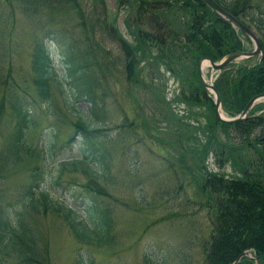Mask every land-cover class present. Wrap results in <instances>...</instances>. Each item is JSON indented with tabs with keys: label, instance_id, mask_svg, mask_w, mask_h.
Returning a JSON list of instances; mask_svg holds the SVG:
<instances>
[{
	"label": "rangeland",
	"instance_id": "374dc122",
	"mask_svg": "<svg viewBox=\"0 0 264 264\" xmlns=\"http://www.w3.org/2000/svg\"><path fill=\"white\" fill-rule=\"evenodd\" d=\"M103 1L106 24L112 23L122 37L134 44L139 0ZM79 2L86 20H94L95 1ZM0 3L3 13L0 17V29L3 32L0 42L4 44L3 51L1 48L0 51L5 53L3 70L0 72V202L19 210L23 220L36 232L39 264H76L78 254L90 255L93 264H143L144 251L158 258L168 256V261L176 252H186L195 264H202V246L210 234V222L215 214H212L213 200L206 195L208 190H200L199 186L208 169L227 176L240 175L237 166L224 153V146L220 145L221 142L232 141L236 145L239 142L229 130L226 136L219 129L212 99L211 104L200 91L193 74L196 63L188 55L189 52L182 50L184 57L180 58L171 55V58L174 57L169 63L171 66L167 63V56L158 55L157 61L139 56L135 71L146 84L147 87H144L124 79L119 61L122 52L117 42L106 34L93 33L91 42L94 48L99 46L107 49L109 54L117 55L118 62L114 70L106 72V81L103 72H95L96 80L103 88L106 83L109 94L105 98L104 114L101 112L104 118L90 122L89 127H97L107 134L111 132L117 138L105 142L110 164L109 177L98 179L106 193L99 196L104 198L113 217L111 238L101 244L86 243L74 236L62 214L51 207H47L44 212L34 208L28 202V194L23 188L30 182L31 185L36 183L35 188L38 189L51 187L48 176L57 173L59 159L78 154L77 122L85 115L88 103L70 97L67 80L61 74V46L57 40H50L47 38L49 34L44 33L48 8L43 4V8L36 13L33 4H28L27 10H21L18 7L20 4L16 2L17 8L13 14L8 4L3 0ZM53 10L57 14V9ZM62 10L58 15L59 24L54 27L63 28L66 39L74 35L80 37L81 29L76 25L74 10L68 7ZM160 11L165 14L164 10ZM168 15L179 22L185 17L181 11ZM250 26L254 31L255 26ZM143 27L147 28L145 24ZM180 29L183 28L180 26ZM41 35L47 38L53 60V72H50L47 82V100L33 81L34 71L30 62L33 40L35 36ZM240 36L244 46L242 50H251L252 40L244 33H240ZM142 44L147 48L151 45L147 40ZM257 59L255 55L237 58L232 62L252 63ZM228 67L229 64H226L214 70L207 65L203 73L207 79L212 75L213 80L217 73ZM13 87L20 94L11 93ZM194 98L200 99L196 101ZM15 100L28 108L32 123L26 130L28 147L21 149L12 160L11 153L5 150V143L16 119L12 109ZM118 105L121 110L117 108ZM141 112L143 115L139 116ZM223 113L229 116L227 112ZM124 115L128 119H135L136 125L121 126L124 124ZM178 116H182V119L179 120ZM49 129L52 133L48 132ZM128 130L133 131L134 136L128 137ZM174 138L177 139V146L164 143ZM183 143L185 146H182ZM184 147L185 150H179ZM239 152L242 156L238 162L250 157L247 148H240ZM44 157L48 162L42 176L40 164L44 162ZM88 178L89 174L82 170L65 168L51 188H56L60 199L81 207L88 196L82 183ZM179 180L184 185H179ZM244 225L253 234L264 231V227L261 231H255V226H248V223ZM239 237L233 235L234 240ZM13 257L18 256L9 255L4 258L3 264H18Z\"/></svg>",
	"mask_w": 264,
	"mask_h": 264
},
{
	"label": "trees",
	"instance_id": "16d2710c",
	"mask_svg": "<svg viewBox=\"0 0 264 264\" xmlns=\"http://www.w3.org/2000/svg\"><path fill=\"white\" fill-rule=\"evenodd\" d=\"M3 1L11 7L12 11L17 8L16 2L20 4L18 7L21 10H27L28 4H33V11L36 13L43 8V4L48 8L47 26H45L44 33L49 34L47 38L50 40H57L61 46V62L63 64L61 74L67 80L70 97L76 101L85 100L88 103L85 115L77 122L79 134H77L76 143H78L80 151L71 158L61 157L57 162V173L54 176H48L49 185L52 187L54 183H57V178L65 168L72 171L82 170L89 174V178L82 183L88 192L83 205L78 207V205L60 199L56 188H35L36 183L31 185L30 182L24 186L23 191L27 192V200L34 208L44 212L47 207H51L62 214L74 236L78 239L90 244L104 243L111 238L113 217L110 215L104 198L99 196L106 195V193L98 179L99 177L102 179L109 177L110 164L105 142L106 140L115 141L117 135H112L111 132L107 134L106 131H101L97 127L90 128L89 125L92 121H100V118H104L103 115L101 116V112L104 114L105 98L109 94L106 83L107 90L105 92V88L96 80L95 72H103L104 81H106V72L114 70L118 61L117 55L109 54L107 49L99 46L94 48L91 42L93 33L97 31L115 40L122 52L119 61L122 64L121 70L124 79L147 87L135 71V65L140 60L139 56H145L146 59L155 61H157L158 55L167 56V63L171 64L175 56L184 57L182 50H187L188 55L196 64L199 58L204 56L218 60L231 50L244 49L240 36L242 31L234 28L227 19L201 0H139L136 10L138 18H135L134 38L136 42L132 44L121 36L112 23L106 24L104 18L106 8L103 0H94V20L91 21L86 20L82 15L84 10L79 0ZM215 1L250 28V24H253L261 44L262 52L259 59L252 63L239 64H234L231 61L228 63L230 67L221 70L213 80L219 92L223 110L229 115H235V113L241 112L254 94L264 92V0ZM67 7L74 10L77 19L76 25L81 29L80 37L74 35L70 38L68 36L66 39L67 35L64 33V29L54 27L59 24V11H63L62 8ZM53 8L57 9V14ZM161 9L165 11V14L160 11ZM176 11L184 13L183 21L170 19L168 14ZM2 15L0 10V17ZM246 18L250 20H246ZM51 22L53 25H50ZM144 24L147 28L143 27ZM180 26L183 28L182 30ZM44 36H35L30 62L34 71L33 81L47 100V82L52 71L53 60L49 44L46 41L47 38ZM2 38L3 32L0 29V40ZM144 40L151 43L149 48L142 44ZM3 46L4 44L0 42L2 51ZM138 51L140 52L138 53ZM171 55L174 57L171 58ZM4 58L5 53L0 51V69ZM170 64L169 66H171ZM118 71L120 70L118 69ZM194 71L193 74L203 97L211 103V96L202 86L197 69ZM11 93L20 94L16 87H13ZM199 99L194 98L193 100ZM212 103L215 109L213 99ZM12 107L16 119L6 138L5 150L11 153L10 158L14 160L21 149L28 147L26 130L32 123V119L28 108L23 107L19 100L13 101ZM117 108L122 109L119 105ZM140 115H143V112ZM177 118L181 120L182 116ZM123 121L124 124L121 126L136 125L135 119H128L125 115ZM217 123L219 129L226 136L231 132L239 142L238 145L232 141L221 142L220 145L224 146L226 150L224 153L237 166L240 175L227 176L208 168V171L204 173L199 189L208 190L206 195L208 199L213 200L212 214H215V217L210 222V234L202 246L204 252L202 264H229L244 249L249 250L252 256L244 255L236 264H264V231L253 234L251 229L244 225V223H248V226H255V231H261L264 227V100L258 101L253 106L247 118L232 122L218 120ZM217 123L214 124L217 125ZM150 131L153 134L151 129ZM48 132L52 133L51 129ZM148 133H150L149 130ZM126 134L128 137L134 136L133 131L130 130L126 131ZM175 134L177 135V133ZM176 140V138L169 139L164 143H168L169 146L174 143L177 146ZM182 146L185 144L183 143ZM240 148H247L250 157L238 162V158L242 156L239 152ZM179 150H185V147ZM5 158L7 157L5 156ZM47 162L44 157V162L40 164L42 176H44ZM178 184L184 185L180 180ZM234 234L239 235V239L234 240ZM36 246L37 234L23 220L21 212L0 202V264H3L4 258H8L9 255H17L19 258L13 257V259L18 264H39L40 251ZM86 255L78 254L76 264H93L92 257ZM253 256L256 257V260ZM190 257V254L186 252L178 251L168 261V256L158 258L144 251L142 263L195 264L193 260L189 259Z\"/></svg>",
	"mask_w": 264,
	"mask_h": 264
},
{
	"label": "water",
	"instance_id": "95a60500",
	"mask_svg": "<svg viewBox=\"0 0 264 264\" xmlns=\"http://www.w3.org/2000/svg\"><path fill=\"white\" fill-rule=\"evenodd\" d=\"M203 2H206L213 10H215L218 14H220L222 17L227 19L235 28L241 30L244 34H246L253 42V47L251 50H232L227 53H225L219 60L213 61L209 57H200L197 62V74L199 77L200 82L204 86L205 89H209L213 94V100L215 104V114H216V121L217 120H223V121H236L239 119H243L249 115V109L253 105L255 101L264 100V92H260L257 94H254L246 103L243 110L235 115V116H225L222 111V105H221V99L219 92L213 85V82L211 80H208L204 73H203V67L205 65H209L214 70H219L229 62L241 58V57H249V56H255L258 55L260 57L261 55V44L259 41L258 36L255 34L253 30H251L247 25H245L243 22H241L238 18H236L233 14H231L229 11L224 9L219 3H217L215 0H201ZM252 256L251 253L247 250L241 251L240 254H238L233 262L229 264H236L237 260L241 256ZM253 258L256 260V257L253 256ZM259 264V263H257Z\"/></svg>",
	"mask_w": 264,
	"mask_h": 264
},
{
	"label": "bare ground",
	"instance_id": "6f19581e",
	"mask_svg": "<svg viewBox=\"0 0 264 264\" xmlns=\"http://www.w3.org/2000/svg\"><path fill=\"white\" fill-rule=\"evenodd\" d=\"M258 101H259V100H258ZM258 101H255V102L253 103V105L256 104ZM213 102H214V100H213ZM253 105L250 107V109H249V111H248L249 113H250V111H251ZM242 110H243V109H242ZM242 110H241V111H242ZM239 113H240V112H239ZM239 113H237V114H239ZM237 114H235V115H237ZM235 115H232V116H235ZM241 257H242V256H241ZM241 257H240V258H241ZM240 258H239V260H240ZM232 262H233V261H232ZM237 262H238V260H237Z\"/></svg>",
	"mask_w": 264,
	"mask_h": 264
}]
</instances>
